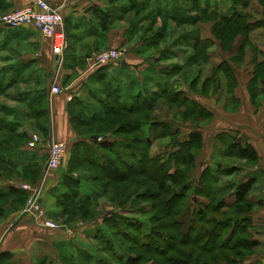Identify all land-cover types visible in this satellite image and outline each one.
Masks as SVG:
<instances>
[{
    "label": "rangeland",
    "instance_id": "obj_1",
    "mask_svg": "<svg viewBox=\"0 0 264 264\" xmlns=\"http://www.w3.org/2000/svg\"><path fill=\"white\" fill-rule=\"evenodd\" d=\"M167 1L181 2L179 6L185 8L183 10H186L188 7L190 19L188 20V18H186V21L188 20L186 23H178L180 22L178 16L174 18L157 13L160 11L161 7L153 6L156 4L162 6V0H149L147 5L142 4L140 0H136V3L131 1L130 5L128 0H115L114 5L120 8V17L113 21L112 24H109L108 30L115 27L118 29V31L113 34L114 38L116 37V39L120 40L121 44L119 46H109L105 49L116 48L121 52V55L119 61L113 62L116 65L109 64L106 67L120 66L123 60V62L125 61L124 64L126 63L129 68L119 73H113L111 79H107L104 82L102 79V72L99 73L98 71L104 66H98L97 68L91 67L89 61H85V63L80 65L82 67L80 72H78L77 69H74L71 73L68 71V75L65 76L63 80L64 84L70 83L74 79L77 85L80 86L88 76L89 81H86V83L87 86L93 88L92 94L81 95L79 98H82L85 104L92 108L97 105L100 99L102 101L106 100L111 101V103L113 102L108 96L110 90L104 85L108 80L113 81L111 86L114 89L119 87V93L124 96V101H127L129 97L136 95L138 91L142 90L147 91L149 94L158 92L162 86H173L174 90H179L178 88L181 87L180 83L183 82L187 91H189L188 88L192 91H197L202 95V100L206 105L214 110L216 105L213 101L215 97H217L218 88L224 84L221 85L220 77H217L216 68H212L211 62H218L221 58H224L233 66L235 64L236 67L234 69L238 77H240V79H245V73L248 72L247 69L249 66L248 58L249 56H254L251 55L248 47L252 49L251 47L253 44L249 46L250 42L245 41L244 37L241 35L232 36L229 34V36H225L224 34H219V29L215 28L217 22L216 17L209 15V9L207 11L203 9L206 4L209 6V0L208 2L205 0H198L199 8L203 5V13L195 8L192 9L191 5L187 7L182 6V1L184 0ZM226 1L231 2L232 0ZM238 1L243 3L245 0ZM251 1L253 2L250 4L251 16L255 19L264 16V7L260 1ZM219 2L221 4V0H210V9L217 6L218 11L222 10L220 14H223L222 12L227 13L228 9L226 6L224 5L222 8ZM4 13L6 12L0 11V14ZM197 20H200L202 23L200 30H198L199 25ZM15 28L17 27L10 28L0 26V30H5V33L0 36V139L9 144L19 145V148L26 150L29 154H35L36 158H41V160L37 162L34 169L27 168L24 170L19 165L21 163L20 159L23 158V156L20 158V156H18L19 153H17V155L15 153L14 155V151H16L14 147H9L7 151L0 153V191L8 189L10 187L8 184H13L26 195L25 203L23 206L21 205L19 207L16 204H12V198L14 197H7L6 199L0 200V206H5V214L3 217H0V222L6 220V233L9 232L7 235L11 236L13 240L12 243L10 239L5 242L13 245L19 244L22 237H27L30 231H35L32 227H35L38 232H40L35 241L32 242L30 238H27V240L21 244V246L25 247L24 250L29 252V255L22 257L23 260H25L24 264H96V259H100V257L105 258L110 264H124L125 261L123 258H117L113 255L111 247L103 242L101 233H104L106 230H109V232L115 236V243L118 242L121 246V248L116 250L118 254L120 253L121 256H125L124 252L127 251L129 254L135 256V258L137 257L134 264H149V258L152 260L158 259L162 264H172V262H181L179 255H181L183 251L188 253L191 250H195L198 253L199 250L193 248L195 246L192 242H184L181 245L175 243L177 239L175 238L174 226L171 224L174 216L166 219L162 218V213H160L159 207L157 206L161 198H169V195L172 194L179 185L173 184L168 191H160L158 194L161 197L156 199V196H154L156 192L154 187L155 183L150 177L155 179L158 175H154V171L149 174L148 171H144L142 166H134L128 169L132 171L133 174H136V176L127 177L124 175L123 178H126L125 183H113L109 181L103 192L96 189L98 187L96 178L98 176H100V178L101 176L109 177V175L105 173L100 175L99 172L94 170L91 166L86 167V171H84L82 167H77L72 175L74 178L78 177L81 179L83 184L82 188H84L83 192H86L89 196H93L91 197L93 201L86 203L91 205L90 211L87 214H75L70 216L64 209L58 207L57 198L60 191L63 189L60 179L69 166L71 153L70 151L67 152L66 149L61 157L58 168L54 170L47 169L48 147L53 141L49 134L50 117L48 116V120H46V116L39 117L42 113L40 111H43L39 108H45L47 106L46 104H42V106L34 108L36 112H33L34 109L29 108L27 104L30 102L31 98L42 96V91L34 96L30 94L26 95V93L32 89L35 90L45 86L47 81L45 80V75L48 73L52 77L50 78L52 82L51 86L57 82L56 84L59 85L62 92L66 89L70 90L72 85L75 88L76 83H74V81L68 88H64L58 80L55 82L56 79L54 75L62 72L65 59L64 61L62 60V62H57L55 57H52V41L50 38L40 34L38 30L36 31L32 26H22V28L25 29L24 31H21V29L14 30ZM27 30L33 33L34 31L36 33L38 32L40 38L50 50H47V54L44 53V55H41V58L29 59L37 56V49H39V47L37 48L28 44L29 39L27 38L29 36L26 33L29 31ZM188 34L190 36L184 38V35ZM216 36L223 39L224 48L222 47L221 41ZM198 39L200 42L209 43V46H207L208 48L200 47V44L196 46ZM66 41H68L67 37ZM235 45L239 47L236 52L233 49ZM102 49L104 48L99 49L98 47L90 54L87 53L85 60L87 57H93L94 54ZM197 53L201 54L199 56L200 59L193 60L195 59L194 55ZM240 60L241 62H238ZM224 65L225 63L220 67V69H222L221 77H226L225 83L229 92L235 87L236 80L235 75L229 73V70H227ZM29 76L30 78L28 79ZM258 84L262 86L259 80ZM21 92L25 95L21 94ZM229 94L230 93H227L225 98L227 96L228 99ZM259 94H261L260 91L258 95ZM167 98L169 97L157 96L153 103V109L150 112L149 122L145 124V131L149 135L151 141L148 140L147 144L144 143L136 146L138 149L143 150L144 153H148L150 157H157L158 159L162 156L166 157V154L174 149V144L171 146L174 142V138L163 134L167 131L163 122H171L172 125L170 126L172 130L178 129L180 135L185 136L189 133V127L194 128L198 126L203 128L205 126V131H207L208 129L206 128L210 127L209 123L212 120L211 117L209 121H201L200 124L196 123L197 125L192 121H185L181 116L185 107L183 105L179 106L177 103L170 105L167 103ZM45 100L44 98V101ZM256 100V105H253L255 108H258L260 105L258 96ZM45 102H47V100ZM112 104L115 106V103ZM43 113L45 114V111H43ZM118 120L122 121L119 118ZM45 125L47 127H45ZM127 128L131 129L130 126L122 124L120 130H126ZM43 129L46 131H43ZM179 132L178 136L181 138ZM22 134L27 135L30 139L23 140ZM31 135L37 136L38 140L37 145L32 148L28 147V143L32 140ZM76 136L79 140L81 139L86 142L93 138L86 133L81 135L76 134ZM98 136H101L102 139ZM118 136L110 131L103 135H97L94 138L96 141L105 139L107 142H115L118 140ZM199 155L200 154L195 155L194 168H192L189 175H187L188 178H191L192 184L194 182L193 178L207 166V158L202 161ZM2 156L9 157V159L13 160V165L11 166L14 167V169L9 164H5L6 162L2 160ZM221 160L220 163L223 165L233 164V166L237 168L231 175L219 176L216 183V187L223 188L218 196H225V199L229 201L232 200L233 197L229 195L230 187L234 182H237V179L239 180V176L243 169L242 167L253 166L257 161L250 164L245 160L233 156L227 158L223 157ZM218 161L219 160H215L214 163ZM215 165L216 164L213 166ZM32 170L38 173L37 177ZM92 173L94 175L90 176L89 174ZM139 173H141V175H139ZM157 174H159V172ZM133 181L143 182L144 185L131 189L125 194L122 192L120 194V191H125V188H128L129 183H133ZM22 185H28L33 194L23 190L21 188ZM145 192L146 194L144 195ZM34 199V206H38V209L31 207ZM257 203L258 205L254 206L251 211L253 215L262 204V202ZM74 204L75 202L73 206ZM77 204L75 205L77 206ZM82 205L84 204H78V206ZM73 209L74 208H72V210ZM39 210L42 211V216L40 218H38L37 214ZM224 211H226V216L234 212L232 208H223L219 213ZM251 212L249 213L251 222L254 218L255 223H257L256 225L252 224V239L259 238L262 240H255L257 245L254 248L253 254H257L263 249L259 248V246H261V244L262 247L264 246V225L259 223L264 219V215L255 218L256 215L253 217L250 215ZM220 215L221 214H217L218 217L224 218ZM22 218L32 223L27 221L23 222L21 221ZM44 221L53 223L55 228L44 225ZM162 223L164 229L161 228L160 231L157 230L158 226ZM150 228L152 233L158 231L166 235V237L164 239H159L160 237L154 233V235L150 237H152L155 243L148 240L144 241L143 233L149 234ZM77 247L85 250L89 254L88 257H81L78 251L75 250ZM34 249H40L41 252H46L47 254L39 255L36 258L35 253L32 254V252L35 251ZM64 255L69 257L72 263L69 262ZM242 262H244V260L241 261V263ZM218 264H225V262L221 260Z\"/></svg>",
    "mask_w": 264,
    "mask_h": 264
},
{
    "label": "trees",
    "instance_id": "obj_2",
    "mask_svg": "<svg viewBox=\"0 0 264 264\" xmlns=\"http://www.w3.org/2000/svg\"><path fill=\"white\" fill-rule=\"evenodd\" d=\"M131 1L136 3V0H128L129 5ZM140 1L145 5L149 2V0ZM162 1V6L157 4L153 6L161 7L160 11L157 13L174 18L178 16L180 20L178 23H186L190 19L188 5H191L192 9L195 8L201 13H203V9L206 11L209 9V15L216 17L217 22L215 28L219 29V34H224L225 36H229V34L232 36L241 35L245 38V41L248 40L250 33L254 29L264 26V22L261 21L249 22L248 15L242 12V9L248 4L249 0H245L243 3L238 0H232L231 2L221 0V4L220 2L219 4L222 8L225 5L228 9V12H222L223 14H220L222 10L218 11L217 6L210 9V0L209 2L205 0L209 3V6L206 4L203 9L202 3L201 8H199L198 0H181L182 6L187 7V11L183 10L185 8L179 6L181 2ZM259 1L264 7V0ZM108 3L112 5L115 3V0H108ZM167 10L169 13H166ZM100 17V27L106 31L109 24H112L113 21L120 17V12L115 15L111 14L109 11H102ZM186 18H188L187 21ZM189 36V34L184 35V38ZM217 38L221 41L222 47L224 48L223 39L221 37ZM198 45L208 48L207 46H209V43L200 42L198 39L196 46ZM200 55V53L195 54V59L193 60H199ZM222 64L223 63H220L219 66L215 67V71L222 70L220 69ZM106 66L107 65L104 67ZM224 66L229 70L228 72L231 73L229 65L225 63ZM104 67L98 70L99 73L104 71ZM102 79L104 82L107 80L106 74H102ZM258 80L264 88V61L255 64L253 76L248 85L251 102L255 105L257 103L256 98L260 91L257 87ZM108 82L104 85L110 90L108 96L112 99V103H115V106L111 101H102L100 99L95 107L90 108L85 104L82 98L76 96L71 97L67 102V114L71 127L73 131L76 132L75 134L81 135L86 133L93 138L89 139L88 142L77 138V140L71 144L70 163L60 179L63 189L60 191L57 198L58 207L64 209L70 216L75 214H87L90 211L91 205L86 203L93 201V198H91L93 196H89L86 192H83L84 188H82L83 184L81 179L78 177L74 178L72 175L77 167H82L84 168L83 170L86 171V167L91 166L94 170H97L100 175L104 173L109 175V177L101 176L100 178V176H98L96 178L98 186L96 189L103 192L109 181L113 183H125L126 178H123L124 175L127 177L136 176V174H133V172L128 169L134 166H142L144 171H148L149 174L154 171V175H158L155 179L150 177L155 183L154 187L156 192L154 196H156V199L161 197L158 194L160 191H168L173 184L179 185L177 189L175 191L173 190L174 192L169 195V198H161L157 206L159 207L160 213H162V218L166 219L174 216L171 224L174 226L175 238L177 239L175 243L181 245L184 242H192L195 246L193 248L199 250L198 253L195 250H191L188 253L183 251L181 255H179L181 262H172V264H218L221 260L224 261L225 264H241V261L253 254L254 248L257 245V242L252 239L253 225L249 217V213L254 206L258 205V203L253 202L250 198L254 179L250 178L246 181L232 184L229 195L233 197L232 200L229 201L225 199V196H218L223 188L216 187V183L219 176H228L237 170L233 164L223 165L217 162L214 163L216 164L215 166H213L214 164L207 165L193 178L194 182L192 184L191 178H188L187 175H189L192 168H194L195 155L199 154L204 147L203 134L198 126H195L187 135L182 136L178 129V131L172 130L170 126L172 125L171 122H163L167 128V131L163 134L174 138V142L171 144V146L174 144V149L169 151L166 157L162 156L159 159L157 157H150L148 153H144L143 150L136 147L144 143L147 144L148 140L151 141L144 127L145 124L149 122L150 112L153 109V103L157 96H168L167 103L170 105L174 103H177L179 106L183 105L185 110L181 113V116L185 121L187 120L195 124H200L201 121H209L212 117V113L202 104L189 98L184 91L174 90L173 86H162L158 92L152 94L144 90L138 91L136 95L124 101V96L119 93V87L114 89L111 86L113 81L108 80ZM44 92L45 91L42 90V96L37 97L38 99L32 96L33 98H31L30 102L27 104L28 107L34 109L38 106H42V104H46L47 106V102H45L47 98ZM261 94L263 95V93ZM27 95H29V93H27ZM44 98L46 99L45 101ZM39 109L45 111V114L43 111H40L42 113L39 117L46 116V120H48V108ZM33 112H36V110L34 109ZM118 118L122 121H119ZM122 124L130 126L131 129L127 128L126 130H120ZM45 127L47 126L45 125ZM43 131L46 130L43 129ZM110 131L116 136L119 135L117 141L107 142L105 139L101 141L95 140V136L103 135ZM178 132L181 138L178 136ZM22 135L23 140L30 139L27 135ZM216 139L222 145L221 153L223 157L227 158L233 156L245 160L250 164L257 161L255 149L251 144L243 141L242 137L238 138L236 135L220 132L216 135ZM9 147H14L16 149L14 155L15 153L16 155L19 153L18 156H20V158L23 156V158L20 159L21 163L19 165L24 170L27 168L34 169L37 162L41 160V158H36L35 154H29L26 150L19 148V145L9 144L0 139V153L7 151ZM2 160L6 162L5 164H9L10 166L13 165V160L9 159V157L2 156ZM12 168L14 169V167ZM157 170L159 174H157ZM32 172L36 177L38 176L35 170H32ZM89 175L91 176L94 174L92 173ZM139 175H141V173H139ZM143 175L147 176L146 174ZM8 185L10 186L8 189L0 191V200L6 199L7 197H14L12 198V204H16L18 207L21 205L23 206L26 199L25 193L13 184ZM143 185V182L133 181V183H129L125 191L121 190L120 194L121 192L125 194L129 190L140 186L142 187ZM145 194L146 192L144 195ZM74 202L75 204L83 203L84 205L78 206L77 204L76 206L74 204L73 206ZM4 207L5 206H0V217H3L5 214ZM72 208L74 209L72 210ZM223 208H232L234 212L226 216V211L219 213ZM217 214H221L220 216L224 218L218 217ZM162 225L163 223L158 226L157 230L160 231V229L164 227ZM154 233L160 237L159 239H164L166 237V235L158 231ZM154 233H152L151 228L149 229V234L143 233L144 241L148 240L155 243L152 237H150L154 235ZM101 235L103 242L111 247L113 255L117 258H123L125 261L124 264L135 263L137 257L135 258V256L129 254L127 251L124 252L125 256H121L120 253H117L116 250L121 248V246L118 242L115 243V236L111 234L109 230L101 233ZM75 250H77L79 255L83 258L89 255L85 250L79 247L75 248ZM64 256L71 262L69 257L66 255ZM150 259L151 258H149V264H162L158 259ZM96 261V264H110L105 258L101 257L100 259H96ZM1 263L20 264L18 261L14 260L10 252L0 253V264Z\"/></svg>",
    "mask_w": 264,
    "mask_h": 264
},
{
    "label": "crops",
    "instance_id": "obj_3",
    "mask_svg": "<svg viewBox=\"0 0 264 264\" xmlns=\"http://www.w3.org/2000/svg\"><path fill=\"white\" fill-rule=\"evenodd\" d=\"M34 1L35 0H0V11L9 12L17 8L30 6ZM44 1L50 4L51 6L59 8L64 18V31L68 40V47L63 56V61L65 59L64 66L62 68L63 70L61 73H56L54 76L56 79L55 82L58 80L63 85L62 87L68 88L70 84L72 85L75 80L73 79V81H71L70 83L64 84V77L68 75V71H70V73L74 69H77L78 72L81 71L82 67L80 65L85 63V57L87 53L90 54L91 52L95 51V48L98 47L99 49H105L109 46H119L121 44L120 40L116 39V37L114 38L113 33L118 31L116 27L111 28L110 30L107 29L106 31L100 27V14L102 13V11H109L111 14L117 15L119 14V7L114 4H109L108 0ZM252 3L253 2L249 0L248 4L242 9V12L248 15L249 22H264V16L258 17L256 19L251 16L250 4ZM166 13H169L168 10L166 11ZM197 22L199 25L198 30H200L202 23L200 21ZM16 29H21V31L25 30L22 28V26H19L14 30ZM263 29L264 26L254 29L248 37L247 41L250 42L249 46L253 44L251 47L252 49L248 47V50L251 55L254 56H249L248 58L249 66L247 69L248 72L245 73V79H240V77H238V74L234 69L236 67L235 64L233 66L226 59L221 58L218 62H211L212 68L219 66L220 63L225 62L226 64H228L231 69L230 71L235 75L236 80L235 87L232 89V91L228 92V88L225 83L226 77H221V70L216 71L217 77H220L221 85H224L218 88L217 97H215L214 99L215 102L213 101V103L216 105L214 110L206 105V103L202 100V95L199 94L197 91H192L189 88V91H187L186 86L183 82L180 83L181 87L178 88L179 90L184 91L189 98H192L198 103L202 104L212 113V120L209 123L210 127L206 128L208 130L205 131V126L203 128L199 127V129L202 131L204 138V147L199 153V157L202 161L203 159L206 160L205 158H207V165H212L215 160H219L218 162L220 163L222 161L221 159H223V155L221 153L222 145L216 139V135L220 132H227L231 135H236V137L238 138L242 137L243 141H246L247 143L251 144L255 149L257 155V163L253 166L242 167L243 169L241 175L239 176V180L237 179V182L233 183L237 184L241 181H246L250 178L254 179L253 187L250 192V198L253 202H262L257 212H255L254 215L252 212L250 214L253 217L256 215L255 218L264 215V88L263 86L258 84V89L260 90V93H263V95H258V98L260 99V105L258 106V108H255V106L251 102L248 85L249 80L252 78L253 68L255 64L264 61ZM4 33V29L0 30V36H2ZM34 33L31 31L26 33L29 36L27 38L29 39L28 44L37 48L39 47V49H37V56L29 59L39 57L41 58V55H44V53L47 54L48 51H50L48 47H46L45 42H43L40 38V32L37 34L34 31ZM238 48L239 47L237 45L233 47L235 52L236 50L238 51ZM52 57L54 58L53 54ZM122 62L120 63V66H109V68L104 67V71L101 74H106V79H111L113 73H119L120 71L129 68L126 63L122 64ZM238 62H241V60ZM30 76L28 77V79L30 78ZM50 78H52L51 75L49 73L46 74L45 80L47 81L45 86L35 90L32 89L28 91V93L34 96L35 94H38L37 92H40L42 90L45 91L44 93L47 98V108L49 110L50 117L49 134L53 140L64 142L68 152L70 151L71 144L77 140V136L73 131L69 121V116L67 114L66 109L67 102L71 97H79L81 95L92 94L91 91H93V88L87 86L86 81H89L87 76L86 78L88 80L86 79L80 86H78L75 81V88L72 85V88L70 90L66 89L65 91L59 94H51L49 92L52 84ZM227 93H230L228 99L227 96L225 98V95ZM21 94L25 95L22 92ZM192 129L193 128L189 127L188 132L192 131ZM21 221L31 222L25 219L23 220V218ZM1 222L0 253L10 252L11 254H13L15 261L20 262V264H24L25 260H23L22 257H26L27 255H29V252H26V250H24L25 247L21 246V244L26 241L27 238H30V241L32 240V242L35 241L40 232H38L35 227H32L33 229H35V231H30L27 237H22L19 244H8L5 242L6 240L10 239L11 243L13 240L11 236L7 235L9 232L6 233V220L2 223ZM259 223L264 225V219L261 220ZM252 224H257L255 223L254 218L252 219ZM254 240L259 241L260 239L255 238ZM259 248L263 249H261L259 253L253 254L250 257L244 259V262H242L241 264H264V246L262 247L261 244ZM34 253L36 258L39 255L47 254L46 252H41L40 249L32 252V254Z\"/></svg>",
    "mask_w": 264,
    "mask_h": 264
},
{
    "label": "built area",
    "instance_id": "obj_4",
    "mask_svg": "<svg viewBox=\"0 0 264 264\" xmlns=\"http://www.w3.org/2000/svg\"><path fill=\"white\" fill-rule=\"evenodd\" d=\"M32 26L40 32V34L51 39V51L57 62H62L63 56L67 50L68 44L66 41V35L64 31V18L59 8L51 6L44 0H35L32 5L17 8L0 14V26L5 27H19V26ZM121 52L116 48H107L99 50L93 57H87L86 61H89L90 66L97 68L98 66H105L113 62H117L120 59ZM62 90L59 85L54 83L51 86V94H59ZM31 141L28 143V147L32 148L37 145V136L31 135ZM65 151V143L62 141L53 140L48 147V159L47 169L54 170L58 168L61 162V157ZM21 188L28 192H31V188L28 185H22ZM35 199L32 202L31 207L38 209V206H34ZM38 218L42 216V211L39 210ZM37 218V219H38ZM44 225L55 228L53 223L44 221Z\"/></svg>",
    "mask_w": 264,
    "mask_h": 264
},
{
    "label": "water",
    "instance_id": "obj_5",
    "mask_svg": "<svg viewBox=\"0 0 264 264\" xmlns=\"http://www.w3.org/2000/svg\"><path fill=\"white\" fill-rule=\"evenodd\" d=\"M122 64H124V62H122Z\"/></svg>",
    "mask_w": 264,
    "mask_h": 264
}]
</instances>
